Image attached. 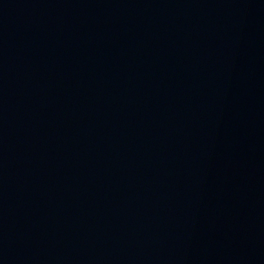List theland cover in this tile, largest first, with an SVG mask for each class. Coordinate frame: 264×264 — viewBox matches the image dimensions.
<instances>
[{"label": "water", "instance_id": "obj_1", "mask_svg": "<svg viewBox=\"0 0 264 264\" xmlns=\"http://www.w3.org/2000/svg\"><path fill=\"white\" fill-rule=\"evenodd\" d=\"M0 264H264V0H0Z\"/></svg>", "mask_w": 264, "mask_h": 264}]
</instances>
